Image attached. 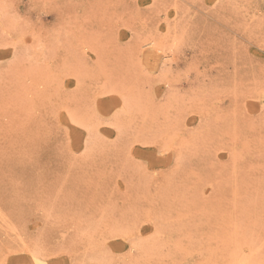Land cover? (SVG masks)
Masks as SVG:
<instances>
[{"label": "rangeland", "instance_id": "obj_1", "mask_svg": "<svg viewBox=\"0 0 264 264\" xmlns=\"http://www.w3.org/2000/svg\"><path fill=\"white\" fill-rule=\"evenodd\" d=\"M240 253L264 264V0H0V264Z\"/></svg>", "mask_w": 264, "mask_h": 264}, {"label": "bare ground", "instance_id": "obj_2", "mask_svg": "<svg viewBox=\"0 0 264 264\" xmlns=\"http://www.w3.org/2000/svg\"><path fill=\"white\" fill-rule=\"evenodd\" d=\"M157 46H159V45H157ZM162 46H163V45H162ZM151 51H152L153 53L157 52V51H153V50H151ZM152 52H151V53H152ZM148 53H149V52L147 51V52H146V55H147V56H148ZM151 53H149V56H150ZM144 54H145V53H144ZM144 54H143V55H144ZM155 54L157 55V53H155ZM155 54H151L152 57H153V59H155V57H157ZM146 55H145V56H146ZM153 55H154L155 57H154ZM145 56H144V58H145ZM147 56H146V57H147ZM159 56H160V55H159ZM147 58H148V57H147ZM147 58H145L146 61L149 60V58H148V59H147ZM157 58H158V57H157ZM142 60H144V59H142ZM146 61H145V62H146ZM156 61H159V59H157V60L155 59V62H156ZM140 62H141V61H140ZM146 63H147V64H145V63H144V64H145V65H148L149 62H146ZM152 63H154V62H152ZM152 63H151L150 65H153ZM154 64L156 65V63H154ZM155 67H157V66H154V65H153V68L151 67V69L154 70ZM148 68H149V66H148ZM158 161H159V160H158ZM235 256H236V257L233 258V262H232V260H231L232 263H229V264H251V259H250L251 257H250V255H245V254H241V253H240V254H237V255H235ZM22 261H23V260H22ZM29 264H44V263H42L41 260L36 259V260L30 262Z\"/></svg>", "mask_w": 264, "mask_h": 264}]
</instances>
